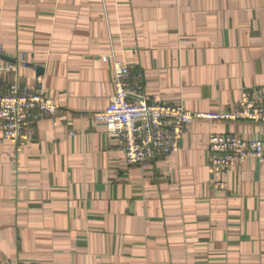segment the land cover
Listing matches in <instances>:
<instances>
[{
  "label": "crops",
  "instance_id": "1",
  "mask_svg": "<svg viewBox=\"0 0 264 264\" xmlns=\"http://www.w3.org/2000/svg\"><path fill=\"white\" fill-rule=\"evenodd\" d=\"M0 47V84L41 82L57 106L25 144L0 133V264H264V163L219 191L206 147L263 126L196 121L177 154L128 166L92 119L112 53L150 101L192 113L264 90V0H0Z\"/></svg>",
  "mask_w": 264,
  "mask_h": 264
},
{
  "label": "built area",
  "instance_id": "2",
  "mask_svg": "<svg viewBox=\"0 0 264 264\" xmlns=\"http://www.w3.org/2000/svg\"><path fill=\"white\" fill-rule=\"evenodd\" d=\"M2 49L0 47V55ZM112 62L113 92L108 104L92 115L116 138L128 166H141L158 158L177 154L179 142L187 128L196 121L247 122L264 127V90L243 91L236 106L217 113H192L181 104L152 102L144 94L139 74L115 59L113 53L102 57ZM18 65L26 68L24 55ZM6 70L15 73V65ZM57 106L47 96L41 82L19 86L16 81L0 84V133L3 141L16 146L31 140L36 123L54 118ZM208 170L215 189L227 190L228 171L253 160L264 163V136L245 138L241 135L210 134L207 138ZM38 264V263H16Z\"/></svg>",
  "mask_w": 264,
  "mask_h": 264
}]
</instances>
